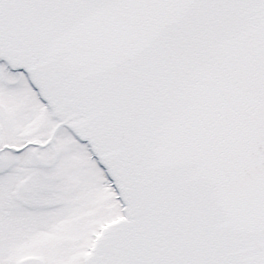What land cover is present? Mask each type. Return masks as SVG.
Segmentation results:
<instances>
[{"label":"snow or ice","instance_id":"1","mask_svg":"<svg viewBox=\"0 0 264 264\" xmlns=\"http://www.w3.org/2000/svg\"><path fill=\"white\" fill-rule=\"evenodd\" d=\"M0 264H264V0H0Z\"/></svg>","mask_w":264,"mask_h":264}]
</instances>
